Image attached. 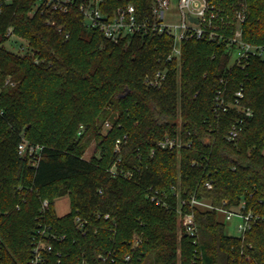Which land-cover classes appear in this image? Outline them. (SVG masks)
I'll return each mask as SVG.
<instances>
[{"label": "trees", "instance_id": "obj_1", "mask_svg": "<svg viewBox=\"0 0 264 264\" xmlns=\"http://www.w3.org/2000/svg\"><path fill=\"white\" fill-rule=\"evenodd\" d=\"M154 1L108 0V13L132 4L148 15ZM209 1L229 17L243 9L244 40L264 43V0ZM35 4L11 0L0 15V264H32L34 238L52 246L41 264H264V61L230 66L223 43L190 40L181 60L167 63L168 36L113 43L79 13ZM10 28L28 43L26 54L5 49ZM165 68L160 87L146 83ZM241 87L252 117L237 108L218 116L217 91ZM167 136L186 146L159 149ZM22 143L40 146V155L20 156ZM176 191L227 208L244 204L251 228L227 235L217 213L187 203L195 242L183 232ZM66 195L70 211L59 217L55 201Z\"/></svg>", "mask_w": 264, "mask_h": 264}, {"label": "built area", "instance_id": "obj_2", "mask_svg": "<svg viewBox=\"0 0 264 264\" xmlns=\"http://www.w3.org/2000/svg\"><path fill=\"white\" fill-rule=\"evenodd\" d=\"M11 0H0V15L3 3ZM176 2V12L179 14V21L171 24L165 21L166 13L170 10L172 2ZM35 8L40 10L48 9L61 13L74 11L79 13L89 29L100 31L104 37L113 42L121 41L137 35L168 36L172 38V50L167 56L166 62L180 61L182 55V44L190 40H206L210 42L223 43L230 51V66H238L244 69L245 65L252 58H259L264 61V43L261 45L251 44L243 38V24L245 14L242 10L236 11L232 17H229L226 11H222L210 3L209 0H155L151 6L150 14L141 15L132 4L118 6L109 12L108 0H36ZM8 36L17 37L13 34L12 28L8 30ZM68 38V36H66ZM18 38V37H17ZM21 39V38H19ZM23 40V39H22ZM25 41V40H24ZM22 51L24 48L19 46ZM28 52V51H27ZM24 55V54H23ZM168 69H160L153 76L147 78L146 83L154 88L160 87L167 79ZM245 99L244 89L241 87L232 95H228L225 89L217 91L214 97L215 112L219 116L228 112L230 109H243L245 117H252L253 111L250 108H243ZM3 112L0 110V115ZM240 121L228 131L226 138L228 141H234L238 138L241 131ZM117 141L116 149L119 151ZM186 143L179 138L165 137L157 143L159 149L180 151ZM41 147L22 143L19 146V155L30 157L40 155ZM40 156L36 157L39 159ZM208 189L212 188L211 183H206ZM178 199V214L185 235L190 236L197 241L198 231L193 213H184L182 205L187 203L195 209L206 212H215L223 217V222H230L233 219L238 220L237 231L244 235L254 221L253 214L246 211L245 205L238 208H227L226 204L215 205L210 201L198 199L194 196L188 199H182L178 191L175 192ZM151 201H157L156 193L148 195ZM159 203V201H157ZM166 206V204H163ZM49 207V202H41V211L44 212ZM109 216L106 215L105 219ZM75 223L82 229L84 221L80 217H75ZM40 236H47L46 229L38 231ZM139 243L136 240L135 245ZM52 246L46 241L33 239L32 264H41L44 261L43 254L51 252ZM130 257L125 258L129 261Z\"/></svg>", "mask_w": 264, "mask_h": 264}, {"label": "rangeland", "instance_id": "obj_3", "mask_svg": "<svg viewBox=\"0 0 264 264\" xmlns=\"http://www.w3.org/2000/svg\"><path fill=\"white\" fill-rule=\"evenodd\" d=\"M176 2L173 1L172 5L170 7V10L166 13L165 16V21L171 24H174L176 22L179 21V14L178 12H176ZM19 46H22L24 49L21 51L19 49ZM4 47L6 50L11 51L15 54H19V55H23L26 54L28 51V43L22 39H19L17 37H12L9 41H7L4 44ZM111 128V123L110 122H106L103 125L102 128V134L106 135L108 130ZM84 143V139L83 142ZM95 150H96V142L92 141L88 144V147L85 149L84 153H83V157L85 159H92L95 156ZM55 211L57 213V215L59 217H62L66 214L69 213L70 211V200L69 197L63 196L59 199H57L55 201ZM219 219L221 221H223V217L219 216ZM225 224V231L227 235L230 236H238L240 235L239 232L237 231V224H238V220L237 219H233L230 222H224Z\"/></svg>", "mask_w": 264, "mask_h": 264}]
</instances>
